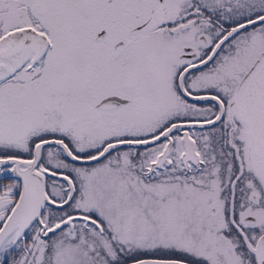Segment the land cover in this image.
Masks as SVG:
<instances>
[{"label":"snow or ice","instance_id":"snow-or-ice-1","mask_svg":"<svg viewBox=\"0 0 264 264\" xmlns=\"http://www.w3.org/2000/svg\"><path fill=\"white\" fill-rule=\"evenodd\" d=\"M0 264H264V0H0Z\"/></svg>","mask_w":264,"mask_h":264}]
</instances>
